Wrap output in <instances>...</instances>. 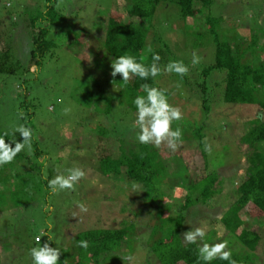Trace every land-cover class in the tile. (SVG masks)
Masks as SVG:
<instances>
[{
	"label": "rangeland",
	"instance_id": "1",
	"mask_svg": "<svg viewBox=\"0 0 264 264\" xmlns=\"http://www.w3.org/2000/svg\"><path fill=\"white\" fill-rule=\"evenodd\" d=\"M212 1L210 7L202 9L201 16L195 14L193 18L182 21L173 0H164L157 7L150 23L154 30L149 27L147 43L152 44L161 38L172 48H184L186 41L182 30L186 32L185 28L193 27V33H201L206 29L204 16L208 14L221 19L222 33L229 36L238 33L247 41L253 35L258 37L259 43L264 42V0ZM48 5L52 7L53 14L50 12L49 16H45ZM128 6V0H51V4L45 0H0V58L9 49V60L19 65L14 74L0 73V131L7 133L13 144L16 140L22 143L23 138L17 129L23 125L24 120H29L35 128L36 143L30 144V147L26 145L21 151L32 160L33 165L42 164L40 157L30 156L35 149H39L45 154V171L53 172L51 179L58 173L66 175V170L73 167H79L86 173L73 191L64 190L53 194L48 185L42 184L36 192H32L31 197L22 191L16 201L5 199L2 202L0 264H33L30 250L39 247L36 242L38 236L41 237L40 246L48 239L53 243L52 248L59 249L61 255L58 263L69 264L77 257L73 244L77 234L130 225L134 233L128 244L130 252L134 253V264H146L147 252L143 248L149 243L153 226L144 228L142 225L144 229L134 226L137 219L133 215L142 210L143 193L138 186L128 188L126 183H115L112 178L102 175L94 164L93 154L95 139H99L100 132L106 133L105 140L113 145L117 155L119 146L127 152L140 145L137 139L139 128L134 127L137 112L125 109V100L118 87L112 83L116 79L110 74L111 65L101 63L97 58L101 52L98 40L105 36L110 15L112 20L127 24L130 22L126 16ZM41 26L47 28V40L52 42L53 48L35 67L30 56L31 40ZM189 40L190 47H194L196 39ZM157 45L156 42L154 46ZM176 51L179 50H174L178 56L180 52L177 54ZM185 51L191 57V63L193 52L200 57L196 68L213 62L209 48H186ZM261 56H264V52ZM165 75L169 76L165 72L156 82L169 91V104L179 107L183 115L182 120L173 122L172 129L179 127L183 131L184 127H188V130L182 133L183 142L175 152L163 145L160 148L151 146L165 154L167 160H171L167 165L168 175L180 168V161L187 166V170L188 164L190 168L186 172V183L171 179L168 175L161 180L164 188L162 216H174L187 194L185 188L189 181L198 174L215 171L217 182L214 191L221 197L211 200V208L207 210L198 208L197 218L207 214L210 219H220L235 201L236 188L246 178L248 156L252 150L242 143V138L249 127L255 126L260 118L264 120V112L255 105L224 104L217 98L212 101L210 114L205 120L197 100L189 101V88L173 82ZM86 78H101L109 83V86L105 83L104 91L106 96L112 98L110 113L102 111V103L98 105L100 112L78 104L79 82L83 83ZM211 79L209 76L208 82ZM21 106L24 108L21 109ZM65 109L69 111L65 112ZM199 125H202L203 155L197 147L198 141L192 136L199 132ZM205 143L211 145L210 152L205 151ZM261 147L264 149V144ZM181 153L186 157L181 159ZM205 164L207 171L201 172L199 168ZM10 172L15 182L18 175L22 174L18 165H14ZM15 189L18 192L21 190L12 188ZM80 203L87 207L86 213L81 212L78 207ZM146 212L150 214L146 216ZM144 213L139 223L145 220L154 223L156 209L146 205ZM189 218L186 219L182 234L195 227L203 228L206 235L203 242L199 241L198 244L212 245L224 233L219 223L197 224L194 218ZM128 219L133 223H129ZM240 219L252 223L264 234L262 213L249 206L240 212ZM209 230L216 231V234H207ZM183 235L182 241L185 243ZM125 244L124 241L123 247ZM140 249L144 250L143 254ZM136 250L139 253H135ZM257 250L253 264H264V241L258 245Z\"/></svg>",
	"mask_w": 264,
	"mask_h": 264
},
{
	"label": "trees",
	"instance_id": "2",
	"mask_svg": "<svg viewBox=\"0 0 264 264\" xmlns=\"http://www.w3.org/2000/svg\"><path fill=\"white\" fill-rule=\"evenodd\" d=\"M163 1L128 0L129 6L126 7V16L130 19V22L127 24L112 20L110 15L105 36L98 40L101 52L97 58L100 59L101 63L111 65L113 60L127 54L135 57L138 62L150 65L152 63V53H148L147 49L151 47L154 53L161 56L159 62L161 69L170 61H183L189 67L190 71L187 76L180 77L175 73L165 76L173 82H178L184 85L185 88H189L191 93L189 101L197 100L202 116L206 117L205 120L210 114L212 101L217 98H220L224 104L255 105L264 112V56H261L264 52V42L259 43L258 37L253 35L247 41L238 33L233 32L232 36L222 33L220 31L221 19L211 17L208 14L204 16L206 29L202 30L201 33H193V27H189L190 29L185 28L187 29L186 32L182 30L181 33H184L183 37L186 41L184 48L177 46L172 48L161 38L152 44H148V30L149 27L152 28L150 23L156 14L157 7ZM45 2L51 4V0H45ZM173 2L179 9L180 20L185 21L188 18H193L195 14L201 16L202 9L210 7L213 1L173 0ZM51 8L48 5L45 16L50 15ZM52 12L51 14H53ZM41 16H44V14H41ZM183 27L184 25H182V29ZM37 29V35H34L31 40L32 48L30 51L31 62L35 67L53 48L52 42L47 40V28L41 26ZM191 38L196 39L194 47L192 45L190 47L189 39ZM156 42L158 45L154 46ZM186 48L193 50L209 48L210 53L213 54V62L207 66L196 68L192 65L191 57L185 51ZM175 49L179 50L176 51L177 54L180 52L178 56L174 53ZM145 56L147 59L141 61V58ZM9 58L8 49L3 54V58H0V73L14 74L18 70L19 65L17 63L14 65ZM163 73L165 72L161 71L160 75L148 80L133 77L127 84L123 83L120 75L116 76L114 78L116 81L112 83L118 87V91L122 94V98L125 100V109L137 112L133 101L137 96L146 95L141 89L142 84H149L152 87L164 90L156 82L159 76H163ZM209 76L212 79L208 82ZM173 82L170 81V83ZM105 83L106 81H102L101 78L97 80L86 78L83 83L79 82V90H76L80 96L78 104L100 112L101 109L98 105L102 103L104 104L102 111L110 113L112 98L105 94ZM106 84L109 86V83ZM164 91L169 96V91ZM20 108L23 109L24 107L21 106ZM23 126L30 128L32 131L31 144L36 143L35 128L30 125V121L24 120ZM197 129L199 132L192 134V136L195 137V141H198L197 147L203 155L201 150L203 146L202 125H199ZM187 130L188 127H184L182 133ZM5 134L0 131V137H3L5 142L12 148H15V143L13 144L11 137ZM98 135L99 139H95L96 145L93 150L94 164H96L98 171L105 177L112 178L115 183H118L117 181L126 183L128 188L133 187L135 184V187L138 186L143 193L141 201L145 202L148 208L156 209L154 223L146 220L142 224L139 223L144 208H146L143 202L142 210L133 213L137 219L134 226L139 228H143V226L144 228H151L153 226L149 243L143 248L147 252L146 264H205L204 261L199 259L198 246L201 245L198 244L199 241L195 244L183 243L182 241L186 219L188 220L189 217V219L194 218L197 224L219 223L222 225L224 233L213 244L227 241L228 249H230L232 259L236 261V264H253L258 245L264 241V234L259 228H255L252 223L242 222L240 212L250 206L264 216V149L261 147L264 144V120L260 118L255 126L249 127L245 137L242 138V143L252 150L248 156L246 178L236 188L235 201L223 212L220 219H210L207 214L197 218V209L204 208L207 210V208H211L209 203L219 195L215 194L216 190L214 191L217 182L215 171H210L205 175L202 174L203 176L196 173V175L198 174L196 178L189 181V185L185 188L187 194L183 197V202L174 216L169 215L163 218L162 193L164 188L161 186V180L168 175L167 165L170 164L171 160H167L166 155L158 152L153 146L143 144L138 145L135 149L127 150V152L124 151L122 146H119L117 147V155L114 152L113 145L105 140L106 133L100 132ZM16 142L21 141L16 140ZM181 155V159L186 157L182 153ZM30 156L32 158L40 157L42 164L33 165L32 160L25 157L20 151L11 163L0 166V187H2L0 188V205L5 199L11 202L16 201L22 191L26 196L31 197L32 192H36L42 184L48 185L53 172L50 170L45 171L43 164L46 161L44 159L45 154L39 149H35ZM180 164V168L168 177L186 183L188 179L186 172L190 167L188 164L187 170V166L183 162L180 161ZM14 165L20 166L22 170V174L18 175L16 182L13 180V173L10 172L13 171ZM25 165H27L26 168ZM207 168V164H205L199 170L201 172L207 171ZM42 181L43 183H41ZM13 187L21 190L19 192L16 189L12 190ZM218 197L220 198L221 195ZM144 214L147 216L150 212ZM128 218H131V216ZM128 220L129 223L132 222L130 219ZM131 226L111 230L86 231L77 234L73 239L77 257L69 264H134V253L130 252L128 244L134 233ZM210 233L216 234V231L209 230L207 234ZM78 241H87L88 247L86 249L79 247ZM124 241L126 244L123 247ZM45 242H48L51 247L53 246L50 240L46 239ZM235 246L238 248L233 249L232 247ZM143 249H140L142 254L144 253ZM135 253H139V251L136 250ZM129 255L133 257L131 262L123 259ZM210 264H229V261L214 259Z\"/></svg>",
	"mask_w": 264,
	"mask_h": 264
},
{
	"label": "clouds",
	"instance_id": "3",
	"mask_svg": "<svg viewBox=\"0 0 264 264\" xmlns=\"http://www.w3.org/2000/svg\"><path fill=\"white\" fill-rule=\"evenodd\" d=\"M148 53H152V63L150 65L144 62H138L137 59L131 55H122L111 63V76L115 78L117 75L122 77L123 83L127 84L133 77H138L141 80H148L155 78L161 74V67L159 62L161 56L153 52L152 48L147 49ZM147 57H142L141 61L146 60ZM200 63V57L193 52L192 65L196 66ZM164 72L168 74L175 73L180 77L189 74V67L183 61H170L164 66ZM142 91L146 95L137 96L133 103L137 108L136 120L134 127L139 128L137 135L138 142L143 145H153L160 148L162 145L166 146L171 151L175 152L182 144V130L177 127L172 129L174 121L183 119L182 112L179 107L170 105L165 91L149 84L141 85ZM69 111L65 109V112ZM23 116V113H21ZM17 131L23 138V142H15V148H12L5 142L3 137H0V166L11 163L15 156L27 145L30 147L32 131L30 128L21 125ZM7 135V133L5 134ZM207 139V138H206ZM205 151H211V145L205 143ZM67 174L58 173L53 179L48 181V187L53 194L60 191L75 190V185L85 178V171L79 167H73L66 170ZM135 188V184L133 185ZM81 212H87V207L80 203L78 204ZM206 232L203 228L195 227L183 235L186 243H197L203 241ZM37 244L41 245V237H36ZM78 246L82 248L88 247L87 241H78ZM228 249V242L222 241L216 244L209 245L203 243L198 246L199 259L205 264H210L214 259L229 261V264H236L232 259V253ZM30 255L33 264H58L60 259V251L57 248H52L48 242L43 243L42 246L34 247L30 250ZM129 262L132 261L131 255L123 258Z\"/></svg>",
	"mask_w": 264,
	"mask_h": 264
}]
</instances>
